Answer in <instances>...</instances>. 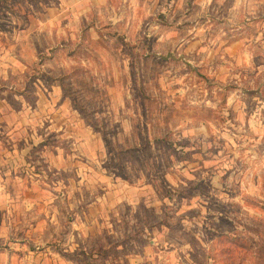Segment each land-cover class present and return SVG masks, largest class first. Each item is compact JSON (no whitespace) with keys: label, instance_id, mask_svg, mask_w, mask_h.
<instances>
[{"label":"rangeland","instance_id":"1","mask_svg":"<svg viewBox=\"0 0 264 264\" xmlns=\"http://www.w3.org/2000/svg\"><path fill=\"white\" fill-rule=\"evenodd\" d=\"M0 264H264V0H0Z\"/></svg>","mask_w":264,"mask_h":264}]
</instances>
